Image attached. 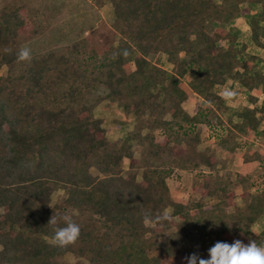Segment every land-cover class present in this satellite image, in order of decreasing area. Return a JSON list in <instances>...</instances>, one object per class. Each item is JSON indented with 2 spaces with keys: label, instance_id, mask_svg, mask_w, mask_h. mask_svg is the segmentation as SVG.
Instances as JSON below:
<instances>
[{
  "label": "trees",
  "instance_id": "trees-1",
  "mask_svg": "<svg viewBox=\"0 0 264 264\" xmlns=\"http://www.w3.org/2000/svg\"><path fill=\"white\" fill-rule=\"evenodd\" d=\"M106 1L113 27L87 49L84 39L25 64L16 54L41 34L40 26L24 4L0 9V69H7L0 75V264H56L68 253L85 256L90 264H186L194 252L207 259L218 241L231 244L239 237L264 243V229L258 235L252 231L264 218V191L251 194L246 187L243 206L237 205L230 176L214 171L215 154L199 150V127L224 123L228 107L218 87L228 78L246 92L263 94L261 101L249 96L251 107L236 113L234 128L245 135L264 125V74L253 65L264 59L248 54L245 43L237 49L236 36L227 30L245 15L244 5H260L250 28L254 44L264 50V0ZM160 55L167 56L172 73L147 60ZM195 66L199 72L186 85L188 68ZM100 87L112 101L132 91L135 98L123 111L135 120L129 139L143 148L140 158L129 144L109 142L94 117L87 100ZM191 93L202 99L193 115L183 108ZM259 158L253 153L245 161ZM201 168L211 172L192 186L198 199L172 201L167 180L173 172ZM59 188L65 209L96 222L82 227L75 220L81 234L67 248L49 239L57 226L49 220L63 211L51 204ZM167 208L170 221L143 223L145 214L156 216ZM172 227L165 242L157 241Z\"/></svg>",
  "mask_w": 264,
  "mask_h": 264
},
{
  "label": "rangeland",
  "instance_id": "rangeland-1",
  "mask_svg": "<svg viewBox=\"0 0 264 264\" xmlns=\"http://www.w3.org/2000/svg\"><path fill=\"white\" fill-rule=\"evenodd\" d=\"M24 4L26 9L34 14V21L40 26L41 34L25 45L32 48L33 57L46 55L52 51H58L63 48H69L73 44L79 43L81 40H86V49L91 43V40H96L101 31L110 30L113 26L114 15L112 7L106 0L102 4H98L97 0H0V9L9 5ZM247 12L239 18L234 19L227 30L236 36L237 49L243 43L247 44V53L250 55L260 56L264 59V50L258 48L252 39V32L250 22L260 12V5H244L242 7ZM260 27L263 23L259 22ZM83 47V46H82ZM85 48V47H84ZM87 53V52H86ZM180 56H183L181 54ZM155 66L159 67L167 73H172V65L168 62L167 56H150L147 58ZM244 60V59H243ZM241 60V61H243ZM23 64L28 62H22ZM254 69L260 70L264 74V63L261 60L253 62ZM129 69L133 71L132 63ZM7 69L2 67L0 75L5 76ZM199 72L198 68L189 67L187 71L188 78L184 83L188 85V79ZM130 89L124 91L123 96L119 100L112 101L104 98L105 91L103 87L94 94L88 96V105L92 109L95 118L101 121V127L106 132V137L109 142H118L119 145L125 143L129 144L131 151L136 158H140L143 148L135 141L129 139L130 133L135 131V120L131 115H125L123 106L130 102L134 97ZM220 94L225 98L228 111L222 116L223 125H214L208 129L205 126H200L201 143L199 150H207L213 152L218 160V164L214 169L222 177L230 176L233 183L232 189L235 192V203L243 206L242 193L244 189L250 188L249 193L254 194L264 191V125L256 133L240 134L235 128L234 124L239 121L236 113L242 108L250 104L249 96L258 97L262 99V95H255L246 92L240 87L237 80L226 79L223 85L218 87ZM227 90L231 93L226 96L223 92ZM103 97V99H102ZM101 98V100L99 99ZM202 99L195 93H191L187 101L183 103V108L191 115H193L200 106ZM168 117V116H167ZM143 130L142 133H146ZM157 141H161L162 134L155 131ZM223 141H226L223 143ZM224 146H221V144ZM253 153H259V159L255 161L246 162ZM128 167V161L124 160L122 164V171L125 172ZM211 170L201 168L200 172H190L186 170H175L172 177L167 180L169 188V196L172 201L186 204L190 200L198 199L192 197L191 189L195 183L196 178H201L203 173H210ZM93 176H99L98 172L90 169ZM237 176L244 177L249 182L241 183ZM65 195L61 188L56 189L51 197V204L63 211L59 212L61 217L65 214L72 215V218L82 225V227L90 226L96 222L87 214L79 211L65 209L64 206ZM58 210V209H57ZM169 214L171 209H166ZM1 213V210H0ZM93 222V223H92ZM264 229V218L259 219L252 225V231L258 235ZM175 229L170 228L164 237L157 239V241L165 242L166 238L173 234ZM104 232V231H102ZM240 240L244 244H248L247 240L239 237H233L232 241ZM113 247L118 244L110 243ZM56 264H90L88 258L80 257L73 253H68L61 259H58Z\"/></svg>",
  "mask_w": 264,
  "mask_h": 264
},
{
  "label": "clouds",
  "instance_id": "clouds-1",
  "mask_svg": "<svg viewBox=\"0 0 264 264\" xmlns=\"http://www.w3.org/2000/svg\"><path fill=\"white\" fill-rule=\"evenodd\" d=\"M121 54L128 55L126 50ZM32 58V48L28 45L21 46L16 54L18 62H30ZM223 94L231 95L227 90ZM170 220L171 216L167 210L156 216L145 214L143 217V223L152 226ZM48 224L57 225L49 238L50 243L55 247L67 248L74 245L80 237V225L70 214H65L60 218L53 215ZM185 260L186 264H264V243L258 244L256 240H251L248 244L240 240H235L231 244L218 241L208 250L207 259L194 252L185 257Z\"/></svg>",
  "mask_w": 264,
  "mask_h": 264
},
{
  "label": "crops",
  "instance_id": "crops-1",
  "mask_svg": "<svg viewBox=\"0 0 264 264\" xmlns=\"http://www.w3.org/2000/svg\"><path fill=\"white\" fill-rule=\"evenodd\" d=\"M252 92H253V91H252ZM252 92H251V93H252ZM255 92H256V91H255ZM255 92H253L254 95H255ZM249 93H250V92H249ZM251 93H250V94H251ZM253 93H252V95H253ZM256 94H257V95H262V96H263V94H261V93L258 92V91L256 92ZM255 96H256V95H255ZM257 98H258V97H257ZM261 100H262V99H259V101H261ZM246 107H251V104L247 105ZM190 115H191V114H190ZM238 122H239V121H238ZM238 122H237V123H238ZM257 131H258V130H257ZM257 131L255 132L256 134H257Z\"/></svg>",
  "mask_w": 264,
  "mask_h": 264
}]
</instances>
